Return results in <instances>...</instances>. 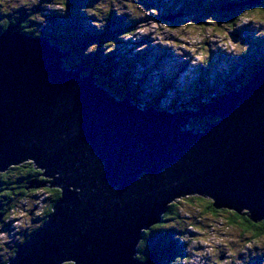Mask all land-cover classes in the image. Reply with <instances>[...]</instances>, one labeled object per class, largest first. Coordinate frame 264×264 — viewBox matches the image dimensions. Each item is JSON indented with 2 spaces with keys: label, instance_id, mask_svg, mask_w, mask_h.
I'll list each match as a JSON object with an SVG mask.
<instances>
[{
  "label": "water",
  "instance_id": "1",
  "mask_svg": "<svg viewBox=\"0 0 264 264\" xmlns=\"http://www.w3.org/2000/svg\"><path fill=\"white\" fill-rule=\"evenodd\" d=\"M68 54L18 26L0 34V173L29 162L59 194L7 264H154L138 245L188 196L264 221V68L197 111L145 110L67 69Z\"/></svg>",
  "mask_w": 264,
  "mask_h": 264
},
{
  "label": "rangeland",
  "instance_id": "2",
  "mask_svg": "<svg viewBox=\"0 0 264 264\" xmlns=\"http://www.w3.org/2000/svg\"><path fill=\"white\" fill-rule=\"evenodd\" d=\"M237 1L240 0L233 3ZM228 2L75 0V4H70L69 0H0V26L5 24L4 28L11 22L4 30L18 26L23 34L33 37L50 32H58L60 36L68 31L75 33L83 41L80 54L92 57L95 53L110 52L108 61L113 60L110 67L114 68V83L121 85L130 76L132 85L139 89V103L149 102L153 94L162 93L158 99L162 108L175 106L182 110L185 102L190 104L194 97L203 95L200 94L203 87L191 88L195 82L203 81L204 87L209 86L208 91L215 89L218 94L222 79L237 78L236 73L243 75L250 70L248 67L254 58L264 55V4L262 10L257 9L248 16L236 4ZM123 21L128 23L123 26L130 27L127 34L116 31ZM109 24L111 34L115 32L117 40L120 38L118 41L99 37ZM74 40L68 44L73 45ZM69 57L73 58L72 53L66 58ZM110 92L118 97L116 92ZM207 98V95L202 97L204 101ZM202 99L199 98L201 102ZM143 103L142 109L148 108ZM210 120L207 116L191 118L189 124L197 130ZM35 170L42 185L28 191L29 184L24 189L17 186L16 170L9 174V187L24 193L12 202L13 207L1 208V212L4 209L6 212L0 219V264H6L15 248L28 242L42 228L45 221L41 218L48 214V204L58 194L57 188H50L42 176L43 171ZM2 195L3 192L0 199ZM196 197L200 196L178 200L173 215L161 227H153V240L146 242L143 238L142 241L160 249L175 246L177 251L168 253L171 264H264V235L255 238L244 232L239 224L228 221L235 212L222 209L215 215L208 208L210 199ZM140 244L137 257L143 258Z\"/></svg>",
  "mask_w": 264,
  "mask_h": 264
},
{
  "label": "trees",
  "instance_id": "3",
  "mask_svg": "<svg viewBox=\"0 0 264 264\" xmlns=\"http://www.w3.org/2000/svg\"><path fill=\"white\" fill-rule=\"evenodd\" d=\"M76 1L79 2V0H76ZM69 2H70V4L71 3L75 4V0H69ZM227 4H229V5L236 4L237 7L239 8V11H241L242 14L250 16V15H252L253 12L257 11V9L262 10V8H263L262 5L264 4V0H258L256 2H255V0H240V1H237L236 3H233V0H229V2ZM239 6H242V7H239ZM68 7H71V5H69ZM71 13L73 14L74 11ZM236 19L234 18V20H236ZM167 21H169V20H167ZM9 24H11V22L6 24V26L0 30V34L2 31H4V29ZM123 24H128V23L126 21L121 22L119 24L120 27L117 26V27H119V29L116 31H119L121 33H124V31H125V33L127 34L128 29H130V27H129V25L123 26ZM229 24L232 27L235 26V24L232 22ZM127 26H128V28H127ZM42 35L49 37L52 40L53 44L59 45L63 49V51H68L69 53H72L73 58L69 57V58L64 59V63L66 65L67 69H69V70L87 69V71L85 72V75L89 74V72L91 70H94V77L97 78V80H98L97 83L99 85L102 84L101 86L104 89L107 90V88H108L107 91L112 90L114 94L116 92L115 95L118 96L117 98H120V99L129 97L140 108L143 107V106H141L143 102L141 103V101H140V103H139L138 102L139 99L137 98L138 93H139V89L135 88L132 85V83H131L132 80H131L130 76H127L125 78L126 80H124L125 82H123V84H121V85H119V83L117 81H116V83H114V75L112 73L114 71V68L110 67L113 60L110 59V61H108L109 58H111L109 51L99 52L97 54L95 53L92 57H90V56L85 55V54H80V52L83 48V46L81 45V42H83V41L80 38L78 39V36L76 37L75 33H71L68 31V34L60 36L58 34V32H56V33L50 32V33H44ZM42 35H40V36H42ZM115 35H116L115 32H114V34H111L110 24H109V26L105 27V30L102 33L100 32L99 37L102 39H105V40H108V39L111 40V38H114L115 40H117V37ZM63 38H66V39H63ZM73 38L75 39L74 44L73 45L68 44L69 42H71L70 40ZM100 50L101 49H99V51ZM78 56H80V58H75ZM71 59H74V61L73 60L71 61ZM249 67H248V69H250V70H247V72H245L243 75L235 72L237 75V78L235 76L231 79L225 78V79H222V81H221L222 85L220 83H218L219 88H220V86H222V89L218 91L219 92V98L224 95L225 92L222 93V91L225 89L226 90L227 89L235 90L241 86H245L250 81L251 76H253L255 74V72H257L260 68L264 67V55L263 56L261 55L258 59L254 58V60H252V62L249 64ZM202 84H203V81H198V82H195L191 86V88L198 87V89L203 87V89L200 93L203 95L201 97H199V96L194 97L193 102L190 104H186V102H185V104H183L184 108L182 110H184V111L185 110L186 111L196 110L197 111L206 102H212V101L218 99V97H216L217 94H215V89L214 90L210 89L208 91L209 86L204 87V85H202ZM212 85L213 84L210 85V88H212ZM120 87H121V89H120ZM161 95H162V93H159L158 95L153 94V96H152L153 98L149 99V102L143 103L144 107H148V108L149 107H156V109H158V110L168 109V108H162L160 106V104L158 103V99L161 97ZM204 95H207V97H208L205 101L202 99V97ZM199 98L202 99V102L199 100ZM177 102L181 103L182 101L177 100ZM169 110L174 111V110H181V109L179 107L174 106V107H170ZM208 118H211L210 122L208 121L209 124L214 123L217 120V118H214V117H208ZM194 127H195V125L190 126V124L188 126L189 129L194 128ZM206 128H208V125L204 126L203 128H197L196 131H204ZM10 170H12V171L16 170L18 172V175H19L18 179L19 180L17 182V185H18L19 189L26 187L25 184H28L29 182H31L32 178L35 177V169L33 168V165L31 163H25V164L18 166V167H12V168H10ZM28 188H29V186L26 187V189H28ZM19 189H15V190L11 189L9 187V183H7V185H5V187L2 188V192L5 193L4 195H2V197H3L2 201H3L4 205H7L8 208L13 207V205H11L12 202H14L15 199H17L18 197H20L24 193V192H19ZM58 197H59V194L56 195L53 203H51L49 210H48V214L46 213L47 215L44 218H41V220H44V221L46 220L47 216L50 214L51 209H52V207H53V205L56 202ZM196 199H201V198L196 197ZM177 202H175L169 206L168 213L165 214L163 217L164 221L167 219V217L173 215L174 208H175V205L177 204ZM4 205H2V206H4ZM208 208L215 215H216V213L219 212L218 210H216L213 207L212 201L209 203ZM5 212H6V210L4 209L3 214ZM231 215H232V217H230L228 219V221L231 223L239 224L244 229V232L251 233L253 235V237H255V238H259L262 235H264V222L263 223L261 222L263 225V228H260L259 226L261 225V223L255 224V223L251 222L249 220L248 216H246V214H243L240 216L237 213H233ZM15 220H17V219H15ZM0 222L2 223V221H0ZM151 237H152V235H150L148 232H146L144 234V238H145L146 242H148L147 240H153ZM141 242L142 243L140 245L141 246L143 245V248H141V253L144 254L145 257L140 258V259L146 260L148 254L150 255L151 253H154V255L157 256V261L155 264H161L163 262H165L166 264H171V263H169L170 261H168L170 259L169 257H171L168 253L173 252L174 250L177 251L175 246L170 245V247H168V245H167L164 249L163 248L160 249V248H156V246L155 247L149 246L150 243L145 244L143 241H141ZM146 245H148V246H146ZM181 250L183 252V248H181ZM181 255H183V254H181Z\"/></svg>",
  "mask_w": 264,
  "mask_h": 264
},
{
  "label": "flooded vegetation",
  "instance_id": "4",
  "mask_svg": "<svg viewBox=\"0 0 264 264\" xmlns=\"http://www.w3.org/2000/svg\"><path fill=\"white\" fill-rule=\"evenodd\" d=\"M5 25V24H4ZM3 24H1V26H0V30L1 29H3V26H4ZM226 90V89H225ZM12 168V167H11ZM10 170V169H9ZM7 170L5 173H1L0 174V193H2V188L3 187H5V185H7V183H10V181H11V179H10V172L12 171V170ZM35 172H38V171H36L35 170ZM37 177H39V179H37ZM16 180H19L18 178H16ZM39 180H40V175L38 176V174L36 175L35 174V177L34 178H32V180H31V182H29L28 184H29V188L27 189V191L29 190V189H31V188H36V187H39V186H41L42 185V181L41 182H39ZM18 186V185H17ZM11 189H13V190H15V189H17L16 187H10ZM5 194V193H4ZM3 197H1V199H0V219H2V216H3V212H1V208L3 207L2 205H4V203H3V199H2ZM51 201V200H50ZM50 203L48 204V206L50 207ZM49 207H48V209H49ZM4 209V208H3ZM245 214V213H244ZM243 215V214H242ZM241 216V215H240ZM247 216V215H246ZM264 221H262V223H263ZM261 223V222H260ZM262 223H261V225L259 226L260 228H263V225H262ZM258 224V223H257ZM160 226H161V224H160ZM155 227H157V226H155ZM154 227V228H155ZM158 227H159V225H158ZM154 228H152V229H154ZM152 229L150 230V231H148V233L151 235L152 234ZM146 233V232H145ZM146 238V237H145ZM145 238H144V241H145Z\"/></svg>",
  "mask_w": 264,
  "mask_h": 264
},
{
  "label": "bare ground",
  "instance_id": "5",
  "mask_svg": "<svg viewBox=\"0 0 264 264\" xmlns=\"http://www.w3.org/2000/svg\"><path fill=\"white\" fill-rule=\"evenodd\" d=\"M146 26H147V25H146ZM19 30H20V29H19ZM20 32H21V30H20ZM21 33H22V32H21ZM22 34H23V33H22ZM36 37H45V36H36ZM48 38H49V37H48ZM49 39H50V38H49ZM50 42L53 43L51 39H50ZM66 52H68V51H66ZM262 68H264V67H262ZM260 69H261V68H260ZM260 69H259V70H260ZM259 70H258V71H259ZM101 88H103V87H101ZM103 89H104V88H103ZM105 90H106V89H105ZM106 91H107V90H106ZM110 93H111V92H110ZM135 105H137V104L135 103ZM137 106H138V105H137ZM202 106H203V105H202ZM138 107H139V106H138ZM139 108H140V107H139ZM150 108H151V107L146 108V109H150ZM141 109H142V108H141ZM146 109H145V110H146ZM207 117H214V118H217V120L219 119L217 116H212V115H209V116H207ZM217 120H216V121H217ZM216 121H215V122H216ZM188 126H189V122H188ZM0 221H2V220H0ZM144 234H145V233H144ZM139 244H140V243H139ZM138 246H139V245H138ZM138 251H139V250H138ZM151 254L153 255L154 253H151ZM155 256H156V255H155ZM156 258H157V256H156ZM138 259H139L140 261H142V262H144V261L147 260V259H146V260H142V259H140V258H138ZM156 261H157V259L155 260L154 264L156 263ZM64 264H73V262H65Z\"/></svg>",
  "mask_w": 264,
  "mask_h": 264
},
{
  "label": "clouds",
  "instance_id": "6",
  "mask_svg": "<svg viewBox=\"0 0 264 264\" xmlns=\"http://www.w3.org/2000/svg\"><path fill=\"white\" fill-rule=\"evenodd\" d=\"M241 87H243V86H241ZM144 238V237H143Z\"/></svg>",
  "mask_w": 264,
  "mask_h": 264
}]
</instances>
